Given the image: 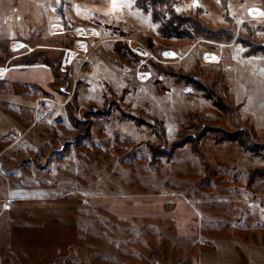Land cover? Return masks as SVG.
<instances>
[{
    "label": "rangeland",
    "instance_id": "1",
    "mask_svg": "<svg viewBox=\"0 0 264 264\" xmlns=\"http://www.w3.org/2000/svg\"><path fill=\"white\" fill-rule=\"evenodd\" d=\"M153 1L150 12L166 11ZM169 1L210 29H234V42L164 39L134 0L114 10L112 0H0L7 67L46 49L63 52L68 75L19 64L26 83L0 82V101H13L0 105V264H264V180L247 184L264 167V52L247 59L236 44L250 29L264 46V0ZM116 40L139 42L150 60L115 54ZM220 72L232 115L186 80L210 87ZM147 142L169 154L153 165Z\"/></svg>",
    "mask_w": 264,
    "mask_h": 264
},
{
    "label": "trees",
    "instance_id": "2",
    "mask_svg": "<svg viewBox=\"0 0 264 264\" xmlns=\"http://www.w3.org/2000/svg\"><path fill=\"white\" fill-rule=\"evenodd\" d=\"M156 0L153 1L154 5ZM135 6L139 9H141L144 12H148L151 14V19L159 23L158 27V33L161 37L164 39H185L188 38L190 40H197V39H204V40H209L217 43H227L231 44L235 40V34L236 31L234 29H227V28H219L217 30L210 29L206 25H204L198 18L192 19L188 18L186 16H181L179 14H176V11L174 7L171 5L172 2L169 0H161V6H164V3L167 6L166 11L163 13L154 10L153 12H150V9L147 6V3L150 2V0H134ZM225 2L223 4V16L226 20H230L228 16V6H225ZM168 15H171L172 17L169 18ZM64 27L66 30H69V24L68 22H63ZM246 27H248V24H244ZM249 31V35L247 37H239L236 41V44L239 43L247 49L244 53V56L246 57H252L258 55L259 52H264V46L261 47L260 45L256 44L255 42L252 41V31L250 29H247ZM130 37V34L124 33V32H119V38L120 39H127ZM149 46L151 49H153V38L149 37ZM2 44V47H4L3 42H0ZM74 44V41H72V45ZM70 45V44H69ZM63 48H68L69 46L63 45ZM114 52L117 55H120L121 57L124 58H129L133 60L134 62L138 63L140 58L136 57L131 50L128 48L127 44L123 41H117L114 43ZM4 53H6L7 57H5V60L3 62V65L5 61L8 59L14 57V52L9 49L5 51V47L3 50ZM38 59L43 60L44 68L46 67L52 72V75L54 78H59L62 79L64 73L66 71H63L62 68V60H63V52L58 56H52L51 52L47 51L46 49H40V50H34L33 53L29 56L24 55L21 56L20 58L15 59V61L11 64V66L8 67V69L14 68L13 66H18L19 64H35L37 63L36 61ZM6 65V63H5ZM1 66V65H0ZM45 68V69H46ZM162 70H164L162 68ZM166 73V71H164ZM199 72L196 76H199ZM68 76V75H67ZM66 76V77H67ZM192 78L187 77V83L189 84H194L200 91H202V97L213 103V105L222 111L225 114H231L232 115V108L223 100L221 96L218 95V88L221 84V79L223 77H219L217 81H215L210 87H205L201 84H198L194 81ZM65 84V82H63ZM70 101L66 104V107L69 106ZM240 107V106H239ZM125 116L127 114H124ZM71 117V116H69ZM128 117V115H127ZM130 118V117H129ZM212 132H219L225 137L223 138L224 141H230V142H237L241 144V146L247 150L252 151L251 148L247 146V142H243L238 135H229L225 132H221L220 130L216 128H211ZM222 140V139H219ZM221 141L217 142L220 143ZM147 146L150 150V156H151V163L157 164L158 159L160 157L165 156L169 154L168 152H163L162 150L158 149L156 145L153 142H147ZM179 144H175L174 147H178ZM176 149V148H175ZM197 151V150H196ZM195 151V152H196ZM200 159L203 161V157L200 155ZM259 180H264V167H254L250 168L248 170V188L251 189L256 181Z\"/></svg>",
    "mask_w": 264,
    "mask_h": 264
},
{
    "label": "crops",
    "instance_id": "3",
    "mask_svg": "<svg viewBox=\"0 0 264 264\" xmlns=\"http://www.w3.org/2000/svg\"><path fill=\"white\" fill-rule=\"evenodd\" d=\"M69 24V26H70V23H68ZM57 26H58V29H62V31H63V29H65V31H67V33H68V31L69 30H66V28L64 27V23H58V24H56ZM61 31V30H60ZM62 31L61 32H58V34H56L57 36H55L56 38H62L63 39V33H62ZM69 32H71V31H69ZM68 35V34H67ZM71 36V35H70ZM72 37V36H71ZM128 39V38H127ZM118 40H119V38H118ZM204 40V39H203ZM117 41V40H116ZM206 41H209V40H206ZM215 43V42H214ZM217 43V42H216ZM219 44H221V43H219ZM32 49V48H31ZM65 49H67V48H63L62 47V50H65ZM33 50V49H32ZM31 50V51H32ZM61 50V51H62ZM114 51V50H113ZM33 52V51H32ZM75 52L76 53H80L78 50H75ZM70 53H72V50H70L68 53H67V55L68 54H70ZM115 53V52H114ZM245 53V52H244ZM116 54V53H115ZM66 55V56H67ZM73 55H75V53H74V51H73ZM73 55H72V58H75V57H73ZM80 55H82L85 59H84V61L86 60V58H87V56L85 55V54H83V53H80ZM244 55V54H243ZM120 56V55H119ZM256 56H252V57H246L245 56V58H247V59H251V58H255ZM73 60V59H72ZM71 60V61H72ZM70 61V62H71ZM70 62H65L64 64L65 65H69L70 64ZM37 65L35 66L36 68V70L38 71V77L40 76V74H44L47 78L49 77L48 76V73L47 72H45V70L43 69L44 68V64L42 63V64H38V63H36ZM7 65H8V63L4 66V67H0V82H3V83H5V84H14V85H17V87H19V85L18 84H21V83H26L25 81H27V77H24L23 75L24 74H26V73H24V72H22L20 69H19V67L17 66V67H15V68H11V69H8V67H7ZM35 65V64H34ZM21 67V66H20ZM41 68V69H40ZM33 72V73H36V71L33 69V68H28V69H25V72ZM63 71H65V70H63ZM22 72V73H21ZM220 74L222 75V77L224 78V74H223V72H220ZM34 76V75H33ZM37 76H34L33 78H38ZM194 77H196V76H194ZM193 77V79H197V78H194ZM40 78V77H39ZM56 78H54V80H55ZM36 80H39V79H36ZM19 81V82H18ZM35 82H39V81H35ZM222 82V81H221ZM49 83H52V82H49ZM41 85H43V83H41ZM4 100H2V101H0V105L1 106H3L2 104H4V105H6V103L7 102H9V103H13V101H12V99L11 98H7L6 96L3 98ZM9 100V101H8ZM26 101V98L25 97H23L22 98V102L23 101ZM39 98L37 99V102H36V105H38L39 104ZM10 101H12V102H10ZM29 101V100H28ZM243 104H245V101L244 102H242V103H240V105H243ZM64 107H66V105L64 106ZM2 108V107H1ZM0 108V110H2ZM0 113H1V111H0ZM4 115V117H6V118H8L9 116H10V114H8V113H5V114H3ZM9 119V118H8Z\"/></svg>",
    "mask_w": 264,
    "mask_h": 264
},
{
    "label": "built area",
    "instance_id": "4",
    "mask_svg": "<svg viewBox=\"0 0 264 264\" xmlns=\"http://www.w3.org/2000/svg\"><path fill=\"white\" fill-rule=\"evenodd\" d=\"M128 42H129V47H130L131 51L135 55L139 56L141 59H145L147 61L150 60L148 57H149V55L151 56V54L142 44H140L139 42H137L135 40H130ZM73 57H75V56H73ZM66 58L67 59H65L63 61V64L65 62H70L73 59L71 54Z\"/></svg>",
    "mask_w": 264,
    "mask_h": 264
},
{
    "label": "snow or ice",
    "instance_id": "5",
    "mask_svg": "<svg viewBox=\"0 0 264 264\" xmlns=\"http://www.w3.org/2000/svg\"><path fill=\"white\" fill-rule=\"evenodd\" d=\"M122 5L117 3V0H112V9H116L118 7H121ZM165 55H171V53H165Z\"/></svg>",
    "mask_w": 264,
    "mask_h": 264
}]
</instances>
